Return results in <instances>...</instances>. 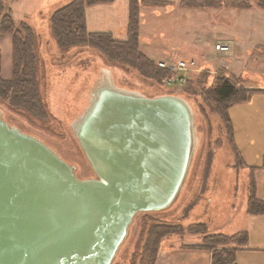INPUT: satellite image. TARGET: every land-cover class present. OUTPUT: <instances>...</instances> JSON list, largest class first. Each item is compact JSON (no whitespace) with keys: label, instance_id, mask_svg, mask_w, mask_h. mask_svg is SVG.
<instances>
[{"label":"rangeland","instance_id":"obj_1","mask_svg":"<svg viewBox=\"0 0 264 264\" xmlns=\"http://www.w3.org/2000/svg\"><path fill=\"white\" fill-rule=\"evenodd\" d=\"M15 22L25 20L35 30L39 42L40 88L50 110L48 120L29 122L0 102L3 118L25 133L40 138L64 160L75 166L79 178L95 176L71 127L88 105L90 92L103 69L121 88L137 90L147 96L174 94L191 106L197 135L196 144L183 184L166 208L139 212L129 225L128 234L111 264H128L138 239L144 213L158 219L178 221L183 226L205 223L210 232L233 233L245 230L249 247L257 251L236 255V264H264V215L245 212L249 179L254 177L256 196L264 199V92L250 100L228 107L233 142L245 166L235 169L220 117L210 110L198 94H187L185 84L158 86L129 67L111 64L91 47H74L63 53L49 28V16L70 0H6ZM167 6H142L139 47L149 58L176 64L193 61L187 70L190 82L203 71L211 76L225 74L244 82L243 87H264V10L254 0L245 9L228 7L189 8L179 0ZM89 31L110 32L125 39L128 0L97 3L85 8ZM227 44L218 50L215 44ZM206 83L207 85L209 83ZM206 85V86H207ZM213 162L205 179L207 152ZM251 166H257L251 173ZM195 197L197 204L181 218L185 205ZM182 238V239H180ZM178 244L199 243L198 234L185 233L163 240Z\"/></svg>","mask_w":264,"mask_h":264},{"label":"water","instance_id":"obj_2","mask_svg":"<svg viewBox=\"0 0 264 264\" xmlns=\"http://www.w3.org/2000/svg\"><path fill=\"white\" fill-rule=\"evenodd\" d=\"M71 127L93 177L0 110V264H111L135 215L174 201L197 140L184 98L118 87L107 69Z\"/></svg>","mask_w":264,"mask_h":264},{"label":"trees","instance_id":"obj_3","mask_svg":"<svg viewBox=\"0 0 264 264\" xmlns=\"http://www.w3.org/2000/svg\"><path fill=\"white\" fill-rule=\"evenodd\" d=\"M114 0H70L56 8L49 16V28L56 45L63 53L74 47H91L97 50L111 64L134 69L138 75L158 86L174 72L162 67L157 61L145 55L139 47V25L142 6H167L168 0H128V16L125 26L126 38L117 39L110 32L89 31L86 26L85 8L97 3H111ZM264 10V0H254ZM179 5L189 8L228 7L245 9L251 0H179ZM0 33L7 34L11 41L10 69L8 79L1 76L0 53V102L24 117L29 122L42 123L48 120L50 110L40 88L39 42L34 28L25 20L15 22L6 0H0ZM199 72L185 83L187 94L200 95L211 111L216 113L224 127L227 142L233 151L232 167L239 169L245 162L233 142L232 126L228 107L234 103L250 100L255 92H264V87H243L244 80L225 74ZM209 83L208 85L206 83ZM207 85V86H206ZM206 175L213 162V151L207 152ZM251 173L257 166H251ZM198 197L190 200L181 218L184 219L197 204ZM245 212L248 215H264V199L256 196L255 180L251 176L248 184ZM141 230L128 264H155L162 241L169 236L198 234L199 243H181L183 249L209 251L211 264H236L239 247L248 243V233L239 230L233 233L210 232L205 223H191L186 227L178 221L158 219L144 213Z\"/></svg>","mask_w":264,"mask_h":264},{"label":"crops","instance_id":"obj_4","mask_svg":"<svg viewBox=\"0 0 264 264\" xmlns=\"http://www.w3.org/2000/svg\"><path fill=\"white\" fill-rule=\"evenodd\" d=\"M0 53H1V76L8 79L11 75L10 56L11 41L7 34L0 33ZM160 61V60H159ZM182 239V238H180ZM181 243H172L170 241H162L161 248L158 253L155 264H211V255L209 251L193 250L181 248ZM190 244V243H185ZM264 250V249H263ZM257 251L253 247L247 245L239 247L238 252ZM236 254V255H237Z\"/></svg>","mask_w":264,"mask_h":264},{"label":"built area","instance_id":"obj_5","mask_svg":"<svg viewBox=\"0 0 264 264\" xmlns=\"http://www.w3.org/2000/svg\"><path fill=\"white\" fill-rule=\"evenodd\" d=\"M215 48L218 50L224 51V50L228 49V46H227V44L217 43V44H215ZM158 64L162 67H167L174 72L173 75L167 77L164 80V84L166 86L184 85L186 83V80H187V76H186L187 70L194 65L193 61L186 62L184 60H179L176 64H167V63H164L163 61H159Z\"/></svg>","mask_w":264,"mask_h":264}]
</instances>
